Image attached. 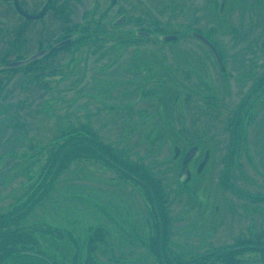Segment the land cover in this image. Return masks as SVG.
<instances>
[{
	"label": "rangeland",
	"instance_id": "obj_1",
	"mask_svg": "<svg viewBox=\"0 0 264 264\" xmlns=\"http://www.w3.org/2000/svg\"><path fill=\"white\" fill-rule=\"evenodd\" d=\"M96 1L87 0V3L93 7ZM127 1L139 6L136 0ZM85 2L72 0L70 3ZM7 3L0 0V214L13 212L9 211L12 208L20 209L28 201L25 192L32 190V195L41 186V169L49 166L53 153L49 146L53 144L52 139H62V132L70 125L77 127L87 123L102 142L116 150L114 153L126 151L124 156L142 162L164 183L169 216L173 217L175 229L183 231L172 237L174 242L170 243L168 251L177 258H184L182 263L188 264L185 262L197 253L212 251L213 246L231 243L233 235L248 234L246 222L250 216L255 219L250 225L252 228L264 223V93L257 109H247L248 113L253 111L250 116L254 118L244 125V144L237 146L236 161H224L228 155L231 154L230 159L233 156L236 136L231 123L228 126L225 123L235 117L245 97L250 96L247 100L253 104L251 88L264 74V0H247L248 7L242 0H227L223 14L217 10L213 11V16L205 14L204 0H144L146 20L143 25L151 30L155 40L145 38L118 47L108 45L110 40H107L105 46L115 49L86 57L84 54L89 51H85L79 61L71 55L73 47L54 54V66L62 68L67 76L44 77L48 87L32 71L15 72L6 64L13 61L15 47L21 44L18 40L13 43L17 18L12 11V0H9L11 10ZM223 3L224 0L220 4ZM57 4L56 10L45 20L49 28L53 27V35L49 36L54 39L62 36L67 24L62 0ZM241 10L245 11L244 16ZM260 11L263 15L256 18L254 12ZM195 12L200 18L197 25L203 26L205 31L210 26L217 27L215 37L226 55V66L218 67L208 48L182 26L185 22L195 25L197 20L192 22ZM43 26L41 23L35 34L33 30L27 34L45 41L46 35L41 33ZM163 28L179 33L180 39L171 42L160 39ZM94 52L92 50V54ZM83 65L86 72H82ZM202 84L214 89L216 100L202 99L204 94H209L206 91L210 92L208 87L202 88ZM174 88L181 92L180 100L177 95L173 99L168 96L167 92ZM124 89L136 90L135 98L139 94L142 98L138 101L136 98L129 108L124 103L130 99L120 98ZM150 90L156 92L154 97L145 92ZM162 93L167 94L169 100L167 110L161 103L160 113L153 115L160 110ZM172 124L173 130L183 132L182 144L185 134L194 138L193 129L204 137L195 141L199 149L195 157L182 163L180 168L181 161L176 162L170 150L181 143L176 139L164 143L156 135L159 129L165 131ZM19 132L22 134L14 144L13 135ZM180 152L182 158L184 151ZM104 163L80 155L57 172L54 186L45 195L34 198L29 206V214L33 211L34 215L33 219L29 217L31 222L50 221L53 226L71 228L79 235V244L93 227L107 224L110 228L107 245L103 240L97 241L101 244L99 252L97 250L101 259L124 254L134 238L145 236L147 239L148 216H155L143 189L132 181L112 185L111 177L117 179L116 168L106 165L109 164L106 159ZM227 168L240 194L233 193L221 181ZM185 178L190 183L186 190H180V184L187 181ZM247 191L255 193L256 198H245ZM97 192L101 194L99 199L95 198ZM44 237L37 239L39 248H46L52 254L55 249L47 245L49 242H45ZM132 248L129 257H133V262L138 261L134 264H159L151 254L147 255L146 245ZM259 253L239 255L245 260L240 264L258 258Z\"/></svg>",
	"mask_w": 264,
	"mask_h": 264
},
{
	"label": "trees",
	"instance_id": "obj_2",
	"mask_svg": "<svg viewBox=\"0 0 264 264\" xmlns=\"http://www.w3.org/2000/svg\"><path fill=\"white\" fill-rule=\"evenodd\" d=\"M54 68L56 69L55 66ZM40 76L42 74L38 76L40 82L47 87L46 82L43 81V76ZM206 92L209 94H204L202 97L206 102L216 98V95L212 92ZM251 93V96H253L252 100L254 101L253 104H251V100H247V98H250V96H247L246 99H243V103L237 107L236 115L233 117L234 119L230 118L227 120V126L231 123L233 133L235 132L236 136L234 135L233 156L230 159L231 154L228 155L224 161L235 162L238 157V155H234L237 146L244 144V138L242 136V132L245 133L244 125L254 118V115L250 116L251 113L253 114V111L250 110L248 113L247 109L256 108L261 103V96L264 93V74L254 82ZM64 131L62 132V139H52L53 144H49L53 153L48 160L49 166L47 165L45 169L44 167L41 169V186L32 195V190L25 192L28 201L20 209L14 210L12 208L9 211L13 212L0 214V248H4V251L0 252V264H134L138 261L133 262V257H129L133 249L132 247L144 245L148 249L147 255L150 257L151 254L152 259H155L159 264H184L182 263L185 261L183 260L184 258H177L175 257L177 255L168 251L171 249L170 243L174 242L173 238L178 235L177 232L180 233L183 231L175 229L173 217L171 215L169 216V209L166 208L169 206V201L165 193L168 192L165 189L164 183L155 172L142 162L131 160L120 152H117V154L114 153L113 151L116 150L110 144L106 145L102 142L90 124L80 123L77 127L70 125L68 130ZM71 132L75 133L70 134ZM13 137H15L13 142L16 144L17 137L15 135ZM86 139H89L90 142ZM82 154L103 163L106 159V162L109 163L106 165L116 168L114 170L117 172V180L121 182L132 181L140 186L143 189V194L148 205L152 207L151 213L155 216H148L149 231L147 239H145V236H143L144 238L138 237L132 239L129 242V244L131 243L130 249H125L126 252L124 254L114 255L112 257L111 255H107L103 259L98 256L97 250L99 252L101 244H97V241L103 240L104 243L108 241L107 224L93 227L87 234L85 240H82L83 242L79 244V235H76L71 228L53 226L50 221L48 223H38L29 220V217L33 219L34 216L33 211L29 214L32 200L34 198L38 199L43 194L45 195L46 191L54 186L53 182L57 176V172L61 171L71 161L78 159ZM116 166H119V168ZM228 173L229 170L227 168L226 173L222 174L221 181L232 189L233 193L236 195L240 194L239 191L241 190L234 187L235 183L231 181L232 178L230 180V174ZM245 198H256V194L247 191ZM16 219L18 220L14 222ZM248 219L247 221V217L245 216L244 220L248 224L246 231L250 230L247 232L248 234L233 235L232 244L213 246L211 247L213 249L212 251L206 250L200 252L201 254L197 253V255H194L185 263L240 264L245 262V260L239 255L244 253L250 255L253 252H260L256 256L258 258L254 260L247 259L246 263L243 264H264V228L261 230L264 227V223L252 228L250 225L255 220L254 216H250ZM46 235H49V237H44ZM40 237H44L45 242H49L46 244L55 249L52 254L48 253L46 248L43 250L39 248L40 244L37 239ZM33 252L46 256L50 260V263ZM105 259L106 261H104Z\"/></svg>",
	"mask_w": 264,
	"mask_h": 264
},
{
	"label": "flooded vegetation",
	"instance_id": "obj_3",
	"mask_svg": "<svg viewBox=\"0 0 264 264\" xmlns=\"http://www.w3.org/2000/svg\"><path fill=\"white\" fill-rule=\"evenodd\" d=\"M59 1L61 2V0ZM59 1L58 0H12V7L14 8V10L12 11L16 14V18H17L16 24L13 26L14 33H15L13 43L15 44L17 40L21 43L20 45H17V47H15V51L13 52L14 58L12 60L14 62H17V67L11 68L13 71L15 72L25 71L28 73L32 71L33 74L37 76L42 74L43 81L46 82L44 78L46 76H52L54 74L60 75L61 77L67 76L65 75L66 73L63 72L62 68L60 67L56 69L54 68L53 55L66 52V50L70 47H73L75 51H78V52H74L73 50L71 55H73L74 60L78 59L79 61V60H82L81 55L85 51H89V52H85L84 56L86 57L87 55L107 54L105 52H108V50H113L114 47L113 48L110 47L108 49L107 46H105L106 44H108L106 42L107 40H110V44L108 45H112V46L115 45L116 47L121 46L122 44L123 45L131 44L133 42L137 43V41L141 39H145V38L155 40V38H153L151 30L145 29L146 27L143 25V23L146 20L145 14L143 12L144 7L146 6V4L144 3V0H136L138 1V4H139V6L137 7L133 6L132 2L128 3L129 1L127 0H123V1L122 0H102V1L98 0L96 1L97 3L93 7L89 6L90 2L87 3V0L85 3H82L80 5L79 3L75 5H71L70 2L72 0H62L64 10H65L63 11V13H65L64 14L65 22L67 23L66 30L65 32L61 33L62 36H60L59 38L57 39L50 38L49 34L51 36L53 35V27L49 28V23H45V22L48 20L49 13L52 11L54 12L56 10L55 5H58L57 3ZM79 1L81 0H74V2H79ZM7 2L8 3L6 5L11 10V7L9 5V0H7ZM204 2H205V7H206L205 14L211 16L213 11L216 12L217 10L218 12L223 14L224 12L223 9H225L227 0H224L223 5L219 3V0H204ZM242 2H243V5L248 7L247 0H242ZM192 8L194 11H197L195 7H192ZM138 11H141V14H136ZM254 13H255L256 18L263 15L262 11L257 12V13L254 12ZM244 15H245V11H242V16ZM199 19L200 18H198L195 12V14H193V17H192V22L197 20V22H195V25L191 22L190 23L185 22L184 24H182V26L186 30L188 29L189 34L193 35L195 40L199 41L201 44L205 46H207L206 43L203 41V39L198 38L194 34L195 32L199 33L201 36H203L204 38H206L212 43L215 42L217 44H220L217 37H215V34L218 33L217 27L210 26V28L207 31H205L203 26L197 25ZM222 19H224L223 16H222ZM228 21L229 20H227V22ZM241 21H243V19ZM151 22L154 23L153 20ZM41 23H44L41 33L43 35H46L45 41L40 40L38 36L34 35L36 33V27L39 28ZM138 24H141V25H138ZM218 27H221V26L218 25ZM32 30L34 34L29 33L28 35L27 32L32 31ZM50 30H51V33H50ZM163 30L164 31L161 33L162 37L165 35L179 34L175 31L166 30L164 28ZM17 36H19V38H17ZM162 37L160 39H162ZM66 39H70V41L59 46L56 49H52L53 45L60 43L61 41H64ZM170 39L175 41V40H179L180 37L179 36L176 38L171 37ZM167 41L171 42V40H167ZM92 50H95L94 54H92ZM210 53H211L210 57L213 59L214 63L217 64V61H216L217 58L215 57L214 52L210 51ZM222 57H223L222 61L224 63V66H226L225 53L223 54ZM49 58H50V61H49ZM82 67H83L82 72H86L87 69L84 68L85 65H83ZM46 70H49V72H46ZM164 84L165 83L163 80L162 85L164 86ZM201 87L202 88L208 87V90H210V92H212L213 94L217 96V93L214 91V89L212 90V88H210L209 86L202 84ZM190 90H192L191 87H190ZM135 92L136 90L132 91V89L131 90L124 89L121 94L122 97L120 98H123V99L129 98L130 102L132 101L131 103L130 102L124 103L129 108L135 102L134 100L136 98H137L136 101L142 98L141 97L142 95L140 94L135 98L134 96ZM145 92L148 93V96H151V97H154V95H156V92L154 90L145 91ZM178 92L179 90L174 88L173 90H169L167 93L170 99L171 97L173 99L175 98L176 95H178L177 98L180 100L181 92L180 93ZM185 93L186 95L189 94L188 91H185ZM91 95H94V94H91ZM116 98L118 97L115 96V99ZM100 102H103V99L102 100L100 99ZM159 103H160V110L157 111L156 113L155 112L152 113L153 115L154 114L158 115L160 113L161 103H163L164 105L163 107L165 108L164 110H167L166 106H167V103H169V100H167V94L163 95L162 93L161 98H159ZM110 106L114 107V105L112 104H110ZM163 114L165 116V119L167 120L166 112ZM227 123L228 122H226L225 124L227 125ZM193 131L194 129L192 130V135L194 138L192 139L190 136L186 137L187 135L185 134V138H184L185 143L183 142V144H182V139H183L184 134L183 132H179L178 130L177 131L173 130V124L172 126L169 125V127L165 131L161 129L157 131L156 135L159 136L158 138L159 141L165 143L166 141H169V140L175 141L176 139L177 142L181 143V146L175 145L170 150L172 152V156L176 159V162L181 161L178 164L179 168L181 167L182 163H187L195 157V154H196L195 152L197 150L199 151L197 145H195L196 143L195 141L197 140L200 141L204 138L202 136L203 135L202 133H201L202 135L200 134L198 136L197 134L198 132L196 133ZM21 134L22 132H19V133H15L14 135L16 137H19L21 136ZM192 144L194 146H192ZM181 150L184 151L185 153V155L183 153L182 158L179 157ZM124 154H126V151H124ZM205 155L207 156L208 154H205ZM183 159H184V162H183ZM117 167L119 168V166ZM178 167L177 169H179ZM180 175H183V174L181 173ZM186 177L188 178L187 175ZM187 178H185V180H187L186 182L183 181L184 183L180 184L179 186L180 190L187 189L186 187H188L187 183L189 182L190 176H189V179ZM110 182L112 185H114V183L121 182V181L117 180L114 177H111ZM100 195L101 194L97 192V196L95 198L99 199ZM107 229L108 231H110L109 227H107ZM232 243L233 242L228 243V244L230 245Z\"/></svg>",
	"mask_w": 264,
	"mask_h": 264
}]
</instances>
